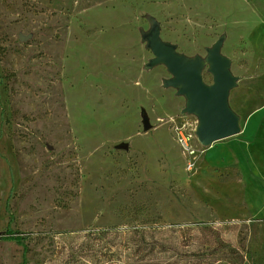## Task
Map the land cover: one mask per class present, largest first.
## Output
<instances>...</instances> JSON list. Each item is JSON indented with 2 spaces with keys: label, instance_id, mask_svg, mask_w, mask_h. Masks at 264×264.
Instances as JSON below:
<instances>
[{
  "label": "rangeland",
  "instance_id": "rangeland-1",
  "mask_svg": "<svg viewBox=\"0 0 264 264\" xmlns=\"http://www.w3.org/2000/svg\"><path fill=\"white\" fill-rule=\"evenodd\" d=\"M154 23L206 84L223 37L241 132L198 141ZM263 118L264 0H0V264H264Z\"/></svg>",
  "mask_w": 264,
  "mask_h": 264
},
{
  "label": "water",
  "instance_id": "water-1",
  "mask_svg": "<svg viewBox=\"0 0 264 264\" xmlns=\"http://www.w3.org/2000/svg\"><path fill=\"white\" fill-rule=\"evenodd\" d=\"M142 36L153 54L147 66L160 63L166 66L172 77L165 79L164 85L178 88L177 93L186 97L182 112L197 117L195 135L198 141L209 146L217 140L238 134L241 130L239 116L228 103L229 92L236 85V77L229 70L230 60L221 53L223 37L207 49L206 62L212 74V83L206 84L201 75L205 61L198 56L189 59L177 53L173 45L161 40L157 23ZM20 39L25 40L27 37L20 35ZM149 127L145 121L144 128Z\"/></svg>",
  "mask_w": 264,
  "mask_h": 264
},
{
  "label": "crops",
  "instance_id": "crops-1",
  "mask_svg": "<svg viewBox=\"0 0 264 264\" xmlns=\"http://www.w3.org/2000/svg\"><path fill=\"white\" fill-rule=\"evenodd\" d=\"M244 133H245V137H243L242 144H245L247 151L245 153L240 152L239 154V159H240L239 166L242 170H243V163L245 164V162H247L246 160L247 158L253 159L255 154L264 157V118H263V123L258 124L253 129L250 128V125L247 126L244 130ZM213 157H214V153L212 152L207 153L208 159H213ZM244 166L248 167L247 164Z\"/></svg>",
  "mask_w": 264,
  "mask_h": 264
},
{
  "label": "trees",
  "instance_id": "trees-1",
  "mask_svg": "<svg viewBox=\"0 0 264 264\" xmlns=\"http://www.w3.org/2000/svg\"><path fill=\"white\" fill-rule=\"evenodd\" d=\"M117 230L118 229L115 228V227H112V228H104V229H100V233H104V234H107V235H112L114 233H117ZM132 232L133 233H139V232H141L142 234L145 233V231H143L142 229H139V228L132 229ZM149 260H152V261H149ZM154 260H156V259H154V257L153 258L150 257L148 259V262L145 263V264H172V262H169L168 260H165L164 262H160V263L157 262V261H154Z\"/></svg>",
  "mask_w": 264,
  "mask_h": 264
},
{
  "label": "bare ground",
  "instance_id": "bare-ground-1",
  "mask_svg": "<svg viewBox=\"0 0 264 264\" xmlns=\"http://www.w3.org/2000/svg\"><path fill=\"white\" fill-rule=\"evenodd\" d=\"M205 66V65H204Z\"/></svg>",
  "mask_w": 264,
  "mask_h": 264
}]
</instances>
